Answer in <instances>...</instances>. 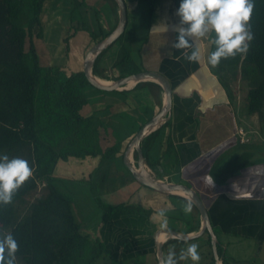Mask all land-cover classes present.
Wrapping results in <instances>:
<instances>
[{
  "label": "crops",
  "instance_id": "1",
  "mask_svg": "<svg viewBox=\"0 0 264 264\" xmlns=\"http://www.w3.org/2000/svg\"><path fill=\"white\" fill-rule=\"evenodd\" d=\"M64 1H44L40 14L41 26L44 20L55 36L54 39H47L46 44L43 40L41 50L37 46L36 49L43 64L78 71L82 70L86 50L99 39L93 40L90 34L93 32L87 30L84 24L77 25L79 36L83 33L78 44L83 47L79 58L74 56L75 63L69 65V48L67 51L63 44L69 32L65 31L62 21ZM66 1L71 3L72 0ZM124 1L127 10L126 28H136L141 19V2ZM96 4L103 6L106 13L105 29L100 27L99 32H107L118 22V9L116 15L109 1L99 0ZM177 9L175 0L154 1L147 41L140 51L133 54L141 70L165 74L172 86L171 109L152 130L155 134L149 141V159L152 162L157 160L158 163L153 167L145 161L159 179L184 183L195 189L209 211L217 243H220L223 251L219 263L223 260L224 264H241L245 260L235 258L233 250L242 251L243 242L247 240H250V248L252 245L260 246L255 235L264 222V157H258L264 150V139L261 149L257 138H264V127L257 114L246 111L249 116L243 117L240 114L241 118H238L236 109L243 102L242 92L237 88L229 92L211 72L207 61L211 46L209 37L190 40L192 47L188 49L176 50L172 47L176 42V28L179 24V17L175 14ZM43 36L44 33L39 39ZM118 47L119 42H115L100 59L99 67L108 75L111 74V65ZM193 48L201 51L199 62H188L184 58L183 53L187 51L190 54ZM134 85L114 91L93 87L95 94H89L91 89L86 87V112L89 114L96 111V117L104 124L109 138L117 137L121 140V151L111 165L108 184L101 186L97 178L98 193L105 203L127 205L129 209L104 216L105 210L95 201L89 181H78L77 175L71 172L77 167H86L88 170L86 162L61 163L57 175L65 178L64 182L72 193L73 212L81 232L92 240L102 241L105 251L111 256V262L158 264L157 242L168 237L165 229H172L196 235L182 239L185 242L175 250L178 264H193L190 259L179 260L181 251L192 243L198 245L201 257L198 264H208V252L212 247L207 242V231L198 234L202 225L199 211L192 208L190 213H185L183 206L187 203L171 194L185 196L141 184L125 166L124 152L127 145L141 125L159 111L164 98L163 89L159 93L147 84ZM238 128L244 129L248 141L240 140ZM244 155H247L249 164L235 172L238 160ZM131 160L134 163L136 161L133 152ZM206 175L216 181L215 188L206 185ZM171 238L175 237L167 240ZM176 245L170 243L167 249H175ZM166 256L167 252L163 248V258Z\"/></svg>",
  "mask_w": 264,
  "mask_h": 264
},
{
  "label": "trees",
  "instance_id": "2",
  "mask_svg": "<svg viewBox=\"0 0 264 264\" xmlns=\"http://www.w3.org/2000/svg\"><path fill=\"white\" fill-rule=\"evenodd\" d=\"M44 1L0 0V155L27 160L33 173L10 204L0 205V234L11 233L18 242L17 264L18 261L23 264H97L102 259L110 260L111 256L102 241L92 240L81 232L73 212L72 193L65 178L57 174L61 163L86 162L87 172L80 167L71 172L77 175L78 181L90 182L95 201L105 210L104 216L128 210L127 205L102 201L97 186V178L101 186L108 184L111 165L121 151V140L109 138L96 111L86 112V87L94 86L82 70L69 71L41 62L35 39L43 35L40 14ZM92 1L91 4H96L99 0ZM106 1L113 4L117 15L116 1ZM154 1L140 0V24L132 29L125 26L112 43L119 42V47L111 74L104 73L99 62L112 44L96 56L92 65L94 75L116 80L141 70L133 54L147 41ZM72 4L74 8L88 6L89 0H72ZM113 28L90 34L93 40L102 39ZM250 28L254 38L246 55L222 59L218 67L208 66L229 92L234 88L242 92L241 99L249 114H257L260 121H264V0H255ZM77 29L70 30L63 39L67 51L68 40ZM214 50L215 46L211 44L209 54ZM144 84L159 93L162 91L158 83L148 80L139 81L134 87ZM157 100L160 104L159 94ZM154 134V131L150 132L140 143L145 160L153 167L158 161L149 159L148 150ZM133 157L137 158L136 151ZM246 157L238 160L235 172L247 165ZM32 194L36 195L27 200ZM171 195L186 203L190 201ZM192 208L198 212L193 203ZM255 238L259 243L264 242V222ZM184 242L180 238H171L163 248L168 254L170 243L177 244L172 249L175 251ZM207 242L211 246L209 234ZM217 251L221 259L223 251L219 242ZM208 255V264H214L211 249ZM221 264H224L223 260Z\"/></svg>",
  "mask_w": 264,
  "mask_h": 264
},
{
  "label": "clouds",
  "instance_id": "3",
  "mask_svg": "<svg viewBox=\"0 0 264 264\" xmlns=\"http://www.w3.org/2000/svg\"><path fill=\"white\" fill-rule=\"evenodd\" d=\"M254 7L255 0H180L175 13L179 17L177 37L172 47L176 50L188 49L192 47L190 40L209 37L210 43L215 46L207 57L212 67H218L222 59L246 55L254 38L250 28ZM183 55L188 62L201 60L198 48H193L190 54L185 51ZM32 174L27 160L0 155V205L10 204ZM204 181L207 186L216 187V181L211 176L206 175ZM191 210L192 203L189 201L183 206V211L190 213ZM160 214L163 215V211ZM18 250V242L11 233L0 234V264H17ZM189 259L193 264H198L201 259L195 243L188 244L179 256V260ZM160 264H178L175 251L170 249Z\"/></svg>",
  "mask_w": 264,
  "mask_h": 264
},
{
  "label": "water",
  "instance_id": "4",
  "mask_svg": "<svg viewBox=\"0 0 264 264\" xmlns=\"http://www.w3.org/2000/svg\"><path fill=\"white\" fill-rule=\"evenodd\" d=\"M118 6V22L113 30L106 35L104 38L99 39L93 43L86 51L83 58L82 71L88 82L101 90H114L133 83H137L142 80H153L160 84L163 89L164 98L159 111L147 120L141 127L137 130L133 136L130 143L127 145L124 152V163L127 169L130 171L132 177L139 183L149 186L153 189L164 191L168 193H176L188 198L198 209L202 225L201 230L198 234L207 231L210 236V242L212 247V253L215 260V264L219 263L218 251H217V237L213 230V226L210 220L209 211L200 197V195L192 187L178 182H169L161 180L156 176V173L151 171L145 161L143 151L141 149L142 139L148 135L154 128H156L165 118L166 114L170 111L172 105V86L168 77L159 72L153 70H141L136 73H132L113 81L103 80L98 78L92 72V65L96 56L103 51L106 47L111 45L119 35L124 31L127 22V10L124 0H115ZM136 151L137 158L135 163L131 160L132 152ZM168 233V237L163 241L157 242V259L158 264L163 258V243L170 237L187 239L196 235H188L184 233H179L172 229H165ZM197 234V235H198Z\"/></svg>",
  "mask_w": 264,
  "mask_h": 264
},
{
  "label": "rangeland",
  "instance_id": "5",
  "mask_svg": "<svg viewBox=\"0 0 264 264\" xmlns=\"http://www.w3.org/2000/svg\"><path fill=\"white\" fill-rule=\"evenodd\" d=\"M93 2L94 1H92V0L90 1L89 0V5L88 6H83L82 5L83 8L81 6L77 7V8H74L73 4H71L72 1H71V3H67L66 0L64 1V3H63V12H62L63 13L62 14V21H63V24L65 25L64 28H65L66 32H68L70 30H74L77 27V25H79V24H84V27L87 28V30H89L90 32L96 33V34L99 33L100 27L101 28L103 27L105 29V25L104 24H105V20H106V13H105V11L103 9V6H99V4L98 5L97 4H91ZM175 2L177 3V6L179 7L180 0H175ZM42 21L44 23L43 27H42L44 36H43L42 39H35L36 46L40 50H41V45L43 44V40H44V42L46 44L47 39H50V38L54 39L53 37L55 36L53 34V32L50 31L49 24L44 22V20H42ZM82 34H80V36H79V32L77 31V33L74 36L70 37L69 40H68V48H69V55L68 56H69V60H70V62H69L70 66H72L73 63H75L74 56H76L78 58L80 56V52L82 50L81 47H83V46L79 45L78 42H80L79 40H80ZM81 42L84 43V41H81ZM64 46H65V44H64ZM61 49H63V47ZM41 58H42V56H41ZM88 88L91 89L90 90L91 92H89V94H91V93L95 94L96 93V90H94L95 88H93L91 86H89ZM239 107H241V109H240L241 111L239 110ZM239 107H238V109H236L238 118H241V117H239L240 114L243 117L244 116H249V114L246 113V108H245L244 102H242V104ZM85 109H84V111H85ZM238 111H240V113H238ZM260 124L263 125V127H264V121L263 120L260 121ZM255 137H256V135H255ZM257 139H258V143H260L259 147L261 149H263V146H262L263 145L262 144L263 140L262 139H264V138H261V139L257 138ZM254 140L256 141V139H254ZM258 157H260V158L264 157V150L262 151V153L260 155H258ZM85 168H84V172L86 171ZM74 172L76 174L77 173L80 174V172H78L76 170ZM89 186H90V182H89ZM39 190H40V187L38 188L37 193L40 192ZM90 191L92 192L91 188H90ZM35 195L36 194H32V195L28 196L27 200H29V201L32 200ZM259 244H260L259 247H256V245L255 246L252 245L251 246L252 249H251L249 247L251 245L250 240H247V242H243L242 251L233 250L232 254L237 259L245 260V261H241L240 262L241 264H264V242H261ZM18 263L19 264H23L20 261H18ZM97 264H115V263L111 262L109 259H105V260L102 259Z\"/></svg>",
  "mask_w": 264,
  "mask_h": 264
},
{
  "label": "built area",
  "instance_id": "6",
  "mask_svg": "<svg viewBox=\"0 0 264 264\" xmlns=\"http://www.w3.org/2000/svg\"><path fill=\"white\" fill-rule=\"evenodd\" d=\"M237 134L239 135L241 141H245V142L248 141V138L245 137L246 134H245L244 129L238 128Z\"/></svg>",
  "mask_w": 264,
  "mask_h": 264
}]
</instances>
